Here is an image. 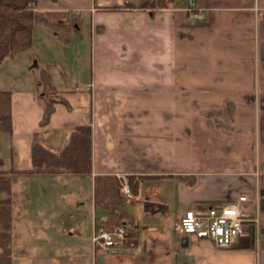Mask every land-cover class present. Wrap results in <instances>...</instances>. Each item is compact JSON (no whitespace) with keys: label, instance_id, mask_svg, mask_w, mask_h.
I'll return each mask as SVG.
<instances>
[{"label":"crops","instance_id":"crops-1","mask_svg":"<svg viewBox=\"0 0 264 264\" xmlns=\"http://www.w3.org/2000/svg\"><path fill=\"white\" fill-rule=\"evenodd\" d=\"M140 1L37 0L39 11L76 17L71 41L35 25L30 49L0 63L20 55L40 72L33 94L20 89L17 73L13 86L0 85L11 91L12 130L0 132V175L11 184L9 195L0 193L11 199V264H264V245L252 237L246 247L216 248L173 229L188 209L245 195L264 232V0H194L192 19L187 0L155 10L128 5ZM7 65L9 76L14 62ZM43 72L55 102L42 126ZM82 124L91 127L90 175L10 171L32 168L34 134L58 152ZM96 176L118 180L128 218L116 222L109 209L96 208ZM128 176L137 181L131 198L121 191ZM47 178L54 212H12L16 199L24 210L31 196L16 191V179ZM120 223L119 252L94 245L100 224ZM37 228L47 243L36 248L29 237Z\"/></svg>","mask_w":264,"mask_h":264},{"label":"trees","instance_id":"trees-1","mask_svg":"<svg viewBox=\"0 0 264 264\" xmlns=\"http://www.w3.org/2000/svg\"><path fill=\"white\" fill-rule=\"evenodd\" d=\"M37 0H0V63L6 57L30 49L33 27L45 26L60 41L70 42L71 32L75 28L76 17L67 11H39L35 8ZM174 0H141L130 7L162 9L172 5ZM45 101L40 125H46L54 110L55 99L50 95L54 87L49 75L42 73ZM11 91L0 90V132L10 133ZM35 141L31 145L32 168L28 170H10L23 174L56 175L71 173L81 176L91 174V127L87 124L77 125L70 132L68 142L54 152ZM131 190L136 186V179L127 177ZM134 180V182H133ZM94 198L96 208L109 209L116 222H121L129 215L120 210L122 198L119 195V182L114 176H96L94 178ZM10 178L0 175V193L9 194ZM10 198L0 200V264H11L10 248Z\"/></svg>","mask_w":264,"mask_h":264},{"label":"built area","instance_id":"built-area-1","mask_svg":"<svg viewBox=\"0 0 264 264\" xmlns=\"http://www.w3.org/2000/svg\"><path fill=\"white\" fill-rule=\"evenodd\" d=\"M189 18L196 16L194 0L186 1ZM121 191L126 198L133 196L127 180L123 179ZM176 233L206 239L216 248L246 247L252 237L256 246L264 245V232L259 226L256 206L250 205L245 195L233 201L208 204L202 211L188 209L174 222ZM126 228L123 224H100L92 234V242L108 253L120 251L119 242L124 239Z\"/></svg>","mask_w":264,"mask_h":264},{"label":"rangeland","instance_id":"rangeland-1","mask_svg":"<svg viewBox=\"0 0 264 264\" xmlns=\"http://www.w3.org/2000/svg\"><path fill=\"white\" fill-rule=\"evenodd\" d=\"M66 48L67 46H65V49ZM19 58H20V55H17L15 57L6 59V61H3L2 65L0 66V85L2 83L9 82V85L13 86V81H14L13 76L15 73H17V78L18 76H20V80H18V83H17L20 89L30 90L33 94V91H38V87L36 86L37 80L39 79V73H40L39 69L37 68L38 66L33 62L34 59H32L30 63L22 65L19 62ZM7 61L14 62V65L11 68L10 73L8 74L9 76H6L7 73L5 72L6 69L9 68V66L7 65L8 63ZM24 73H26V76H24ZM9 78H11V80L8 81ZM53 183H54L53 180L49 178L44 179V180H40V179L32 180V181L28 180L23 183L20 182L19 179H16L13 182L14 184L13 187L16 189V191H18V188L20 187V189L23 188L26 191H30L31 196L26 201L21 202V205L24 210H21V208L18 209V207L20 206V203L18 201L19 199L15 198L16 201H14L12 212H54L52 204L55 200L56 194L53 192V189H54ZM43 188L46 189V193H42ZM6 195H9V194H6ZM10 203H11V199H10ZM86 209L88 212H90L89 202H87ZM28 216H30L32 220L36 219V218H33L31 214H29ZM27 219L28 218L26 217V220ZM91 221L92 219L89 214L87 219H85L83 223V226H84L83 236H88ZM41 233L42 232L40 231V229L37 228L36 232L31 234V237L28 236L36 248L43 247L45 246L44 244L47 243V242H44L45 240L43 239L42 237L43 234ZM52 237H56V234H53ZM86 243H88L87 238H86ZM50 245L48 247H50Z\"/></svg>","mask_w":264,"mask_h":264}]
</instances>
